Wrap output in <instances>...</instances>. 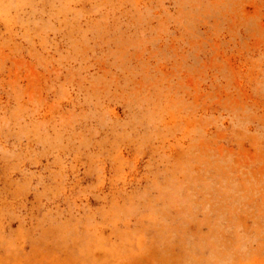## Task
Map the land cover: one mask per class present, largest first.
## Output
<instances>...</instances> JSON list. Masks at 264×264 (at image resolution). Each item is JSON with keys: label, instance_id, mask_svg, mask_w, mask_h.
Listing matches in <instances>:
<instances>
[{"label": "rangeland", "instance_id": "obj_1", "mask_svg": "<svg viewBox=\"0 0 264 264\" xmlns=\"http://www.w3.org/2000/svg\"><path fill=\"white\" fill-rule=\"evenodd\" d=\"M0 264H264V0H0Z\"/></svg>", "mask_w": 264, "mask_h": 264}]
</instances>
